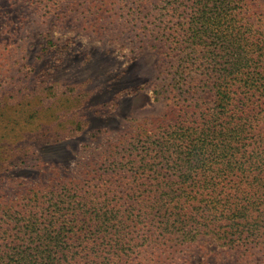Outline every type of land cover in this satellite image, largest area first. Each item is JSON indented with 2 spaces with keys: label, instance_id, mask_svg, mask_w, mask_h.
<instances>
[{
  "label": "trees",
  "instance_id": "1",
  "mask_svg": "<svg viewBox=\"0 0 264 264\" xmlns=\"http://www.w3.org/2000/svg\"><path fill=\"white\" fill-rule=\"evenodd\" d=\"M44 1L54 22L152 50L149 86L165 113L105 130L114 138L71 172L53 168L0 194V264H188L202 242L243 261L264 254V14L255 0ZM86 96H76L70 124L62 115L57 142L86 131ZM26 99L0 114V181L46 165L44 147L28 142L46 115Z\"/></svg>",
  "mask_w": 264,
  "mask_h": 264
},
{
  "label": "rangeland",
  "instance_id": "2",
  "mask_svg": "<svg viewBox=\"0 0 264 264\" xmlns=\"http://www.w3.org/2000/svg\"><path fill=\"white\" fill-rule=\"evenodd\" d=\"M46 4L44 0H0V114L18 110L27 98L46 115L36 120L40 134L28 139L44 147L45 168L19 167L5 174L0 194L12 195L21 181L47 179L53 168L71 172L76 162L89 157L90 147L114 138L115 133L105 130L122 131L130 118L155 120L165 113L149 86L156 76L152 50L133 52L125 42L110 44V32L95 35L70 19L54 22V17H47ZM255 5L264 14V0H255ZM79 94H88L84 100L88 127L78 138L57 142L55 133L65 122L61 117L68 111L66 124L71 123ZM41 100L47 102L46 107L39 106ZM100 129H104L103 135L96 138ZM243 259L235 252L202 242L191 251L187 262L264 264V254Z\"/></svg>",
  "mask_w": 264,
  "mask_h": 264
}]
</instances>
